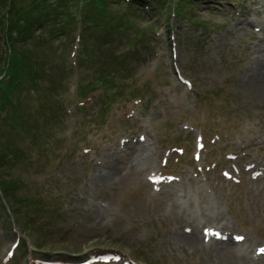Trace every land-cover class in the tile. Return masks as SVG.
Masks as SVG:
<instances>
[{"label":"rangeland","instance_id":"374dc122","mask_svg":"<svg viewBox=\"0 0 264 264\" xmlns=\"http://www.w3.org/2000/svg\"><path fill=\"white\" fill-rule=\"evenodd\" d=\"M164 2L127 15L136 48L126 37L109 45L126 92L86 99L80 90L98 80L91 62L100 58L92 52L101 21L84 31L87 47L77 5L74 31L51 57L55 87L50 80L25 103V127L48 121L49 138L40 135L35 148L31 131H20L25 156L0 162L9 186L0 193V264H221L178 239L197 219L187 210L197 209L216 211L235 236L264 247V89L243 80L254 47L264 54V0ZM5 14L1 4L0 21ZM134 137L153 153L150 165L106 176L102 165Z\"/></svg>","mask_w":264,"mask_h":264},{"label":"trees","instance_id":"16d2710c","mask_svg":"<svg viewBox=\"0 0 264 264\" xmlns=\"http://www.w3.org/2000/svg\"><path fill=\"white\" fill-rule=\"evenodd\" d=\"M153 1L160 7L166 0H0V8L1 4L6 5L4 20L0 21V162L2 165L15 162L18 158L23 159L25 156L24 148L17 140L20 131H31L30 141L35 148L39 147L40 135L49 138L47 130L52 127V124L49 125L48 121L45 125L41 124L42 130H39L38 126H33L31 130L25 127L29 125L30 117L25 103L29 97L28 92L38 93L50 89L48 87L50 80L55 87L57 79L51 73L56 66L51 57L57 53L54 48L55 43L65 39L71 30L74 31L71 24H74L73 20L78 17L77 5L81 4L79 6L81 14H85L86 17V24L81 27L82 43L87 47L91 45V41L87 40L83 33L90 28L96 29L98 20L101 22L96 31L99 32L100 27L102 32L100 33L102 38L96 40L92 52L100 55V58L91 62V66L96 69L95 78L97 77L98 80L95 79V86L80 90V97H84L98 89L104 94L115 95L124 89L116 85L117 81L113 73L118 64L115 65L114 61L119 62V57L109 61L114 54L113 49H116L110 48L109 45L114 44L121 37H126L130 49L133 46L136 48V40L131 35L134 26H130L125 19L129 13L149 11L147 8H151ZM121 6L122 12L115 11ZM180 9L181 7L178 6L175 12L180 13ZM51 25H54L53 29H49ZM112 25L115 31L110 35L107 31L112 30ZM43 26L49 27V30H46L48 34H45V37L35 35L37 28ZM144 34H141L140 38L151 36L150 33ZM3 39L8 48L4 56L1 54ZM46 51L47 55H45ZM123 54L126 53L123 52ZM84 59L83 61L89 60L87 57ZM122 66L124 64H121L119 68ZM44 110L39 109L38 112H44ZM0 189L8 192L9 186L0 180Z\"/></svg>","mask_w":264,"mask_h":264},{"label":"bare ground","instance_id":"6f19581e","mask_svg":"<svg viewBox=\"0 0 264 264\" xmlns=\"http://www.w3.org/2000/svg\"><path fill=\"white\" fill-rule=\"evenodd\" d=\"M248 68L243 76L246 85H252L255 89H264V54L254 47L253 54L248 59ZM133 142H138L139 148L134 147ZM144 140L141 137H134L133 141H126L123 149L118 156H114L112 161L102 165L109 177L119 176L122 171H134L141 164L142 167L149 166L153 160V153H145L143 148ZM243 163L242 169L246 174L251 171L245 169ZM264 172H262V175ZM201 198L200 193L196 195ZM182 201L189 206L193 205L190 198L183 196ZM196 209V208H194ZM197 213V219L194 220L193 214ZM191 215V221L184 222L189 228L185 236L178 238L187 242L189 248L193 250L206 251L211 257L217 259L221 264H264V247L247 235H237L231 231L228 224L216 211L207 209L201 212L200 209L187 210ZM197 223V226H188V224ZM207 232L204 233V231ZM243 237V239H240ZM209 238V239H208Z\"/></svg>","mask_w":264,"mask_h":264},{"label":"snow or ice","instance_id":"6c2138e0","mask_svg":"<svg viewBox=\"0 0 264 264\" xmlns=\"http://www.w3.org/2000/svg\"><path fill=\"white\" fill-rule=\"evenodd\" d=\"M240 239H243V237H240ZM262 251H264V250H262Z\"/></svg>","mask_w":264,"mask_h":264}]
</instances>
